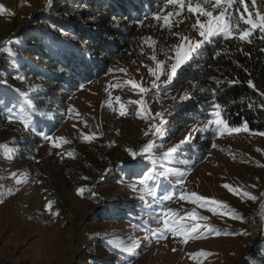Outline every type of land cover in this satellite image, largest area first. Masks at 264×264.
I'll use <instances>...</instances> for the list:
<instances>
[{
    "label": "rangeland",
    "instance_id": "374dc122",
    "mask_svg": "<svg viewBox=\"0 0 264 264\" xmlns=\"http://www.w3.org/2000/svg\"><path fill=\"white\" fill-rule=\"evenodd\" d=\"M245 2L247 11L238 0L227 9L232 17L231 36L218 34L208 40L199 35V26L193 27L198 18L206 22V17L188 12L187 3L180 15L175 14L180 11L178 6L162 4L136 30L140 58L116 62L105 75L75 88L46 89L38 81L14 75V81H20L15 89L23 97L42 92L58 100L54 99V104L60 120L50 132L36 133L29 113L19 108L9 119L7 133L0 134V145H6V149L0 148V264H80L86 253L111 264H256L252 254L264 246V129L255 132L226 123L218 126L213 107L185 126L183 117L190 114L180 109L200 100L201 95L177 84L190 59L168 81L181 37L193 43L203 41L201 48L220 41V49H224L234 41L240 50H248L250 38L261 31L243 24L240 16L255 23L257 12L264 15V0H255V6L253 0ZM191 4L213 11L214 16L221 11L213 10L204 0H191ZM0 5L6 10L0 14V49L24 30L46 25L58 42L74 45L73 37L62 26L53 29L52 18L64 26L71 18L69 13H57L53 0H0ZM170 12V23L165 24L162 17ZM157 14L161 19H153ZM245 28H251V34L241 40L239 33ZM24 58L33 63L30 57ZM157 63L162 66L159 72ZM0 82L6 84L8 79L1 74ZM185 95L189 98L181 99ZM34 115L53 117L45 110L34 111ZM232 128L242 130L233 132ZM20 129L41 139L40 148L29 160L46 171L75 166L79 155L94 168V173L85 174L83 185L61 188L55 177L49 179V183L56 182L64 215L52 203L46 209L51 202L48 189L38 181L35 168L16 159L17 143L25 137L17 133ZM92 141L104 147L102 158L87 155ZM120 169L126 174L121 176ZM226 184L237 191H229ZM78 189H84L83 193L78 194ZM193 193L205 199L197 200ZM166 196L169 198L164 199ZM118 199L125 201L132 215H101L109 207L117 212ZM166 209L184 229L199 227L187 235L178 232L173 236L164 228V219H172L162 215ZM109 241L124 245L135 241L134 250L123 252ZM200 251L210 255H195ZM257 259L258 264L263 263L262 256Z\"/></svg>",
    "mask_w": 264,
    "mask_h": 264
},
{
    "label": "trees",
    "instance_id": "16d2710c",
    "mask_svg": "<svg viewBox=\"0 0 264 264\" xmlns=\"http://www.w3.org/2000/svg\"><path fill=\"white\" fill-rule=\"evenodd\" d=\"M164 3L166 0H53L57 13H69L71 18L66 26L52 18V28L62 26L73 37L74 45L58 42L55 34L47 31L49 29L46 25L24 30L1 47L0 79L3 74L8 83L0 82V134L7 133L11 124L9 119L19 108L29 113V123L36 133L50 132L60 120L55 113L58 109L54 104L55 98L51 100V94L47 93L46 96L42 92L23 97L15 89L20 84V81H14L15 74L38 81L42 88L52 90L56 86L63 90L75 88L99 78L114 63L128 62L142 56L136 30L152 10ZM220 45V41H216L214 45L201 48L197 55L191 56L176 79L177 84L186 85L201 94L200 100L190 102L180 109L190 114L189 118L183 115L182 122L187 126L194 122V116L200 117L219 105L220 108L216 110L229 127L246 125L249 131L260 132L264 129V33H254L247 51L240 50L234 41L226 44L224 49H220ZM25 55L33 63L27 61ZM13 62L14 65L10 64ZM249 80L255 85L254 88L249 87ZM41 110L50 112L53 117L40 119L34 115V111ZM17 133L25 137L17 143L16 159L29 168H35L38 181L48 189L51 203L64 215L65 205L56 196L54 188L56 182L49 183V179L55 177L61 188L83 185L85 174L94 173V168L79 155L75 166L60 171L52 167L46 171L44 166L29 160L40 148L41 139L37 136L29 137L28 130L20 129ZM86 150L88 156L96 154L99 158L105 152L98 141H92ZM120 171L121 176L126 174L124 170ZM118 200L120 208L115 209L117 212L109 207L101 215H132L125 201ZM261 256L263 263L259 264H264V246L252 254L256 264L260 261L257 257ZM80 264H111V261L86 253Z\"/></svg>",
    "mask_w": 264,
    "mask_h": 264
},
{
    "label": "snow or ice",
    "instance_id": "6c2138e0",
    "mask_svg": "<svg viewBox=\"0 0 264 264\" xmlns=\"http://www.w3.org/2000/svg\"><path fill=\"white\" fill-rule=\"evenodd\" d=\"M205 3L209 4L210 7L215 10L217 8H219L220 14L219 15H213V11L207 10L204 7L200 6L199 4H197L195 7L192 6L191 4V0H166V4L168 5H174V6H178L180 11L175 13L176 15H180L181 12L183 11L186 3H187V10L188 12L192 13V14H199V16H203L207 18L206 22H202L199 18L196 20V23L193 25L194 28H196L197 26H199V35L201 37L204 38V40H208L209 37L211 36H215L218 34H224L225 38H228L231 36L232 34V29H231V20L232 17L227 15V9L233 6L234 0H215L214 3H212V0H204ZM238 2L241 5H244L245 7V11H247V4L245 2V0H238ZM253 5L255 6V0H253ZM5 9L2 5H0V14H4L5 13ZM173 15V13H168L167 15L163 16L162 19L165 21V24L170 23V17ZM153 19H161L160 15H154ZM240 20L243 21V24L245 25H253L254 27H258L259 30L264 33V15H261L259 12L256 13V22L254 23V21L252 19H245L243 17V15L240 16ZM237 23L239 24V21H237ZM251 34V28H245L242 31H240L239 33V38L241 40H245L247 39ZM178 35V34H177ZM181 43L179 45L176 46V52H175V62L171 65L170 68V72L168 74V81H171L173 79V77L175 76L177 69L186 61H188L189 59H191V54L193 52H196L197 49L201 48L203 41H196L195 43L191 42L189 40L188 37H181ZM186 48V51H181V49ZM198 54V53H197ZM153 60H155V56L152 57ZM156 69L157 72L161 71L162 66L160 63H157L156 65ZM150 72H152V70L150 69ZM153 75H156V72L152 73ZM157 79H159V76H157ZM131 83V82H130ZM248 85L249 87H255V85L253 84V82L251 80L248 81ZM134 87L136 85H133ZM156 86L155 81L153 82V87ZM141 92L145 91V89L141 88L140 89ZM201 91H203V89H201ZM189 97L187 95L182 96L181 99H188ZM216 109H219L220 106L216 105L215 106ZM123 114V113H121ZM157 115H159V113H157ZM215 115L218 119L215 120V123L220 126V125H224L225 122L222 119H219L220 116V112L216 111ZM26 124L25 121H22ZM161 123H163V121H161ZM213 123L212 120L208 121V125H211ZM27 126V124H26ZM207 127V125L205 126ZM241 128H232L230 129V131L233 132H239L241 131ZM244 131H247V127L246 125L243 128ZM156 131L159 132V128H156ZM147 135V133H145ZM47 139L51 140V137H46ZM85 139H88V137H85ZM151 147V145H147L144 149V151H147L149 148ZM0 148H5L6 149V145H0ZM171 151V150H170ZM130 155H132L133 157H135L136 153L131 152V150H129ZM175 174V173H174ZM145 176H147V173H145ZM225 188L229 189V191L232 192H236L237 189L234 187H231L230 185H224ZM84 191V189H78L77 193L78 194H82ZM152 195H154V193H150ZM245 196H248L250 199L255 200L256 197L254 196H250L249 193L245 192L243 193ZM195 199L197 200H204V197H200V196H196L195 193L192 194ZM169 197H164V199H168ZM181 199H185V197L182 195ZM3 201L0 200V203H2ZM212 203L214 204H218L220 203L219 201H215L213 200ZM46 209H50L51 208V202H49L48 204L45 205ZM53 215H55V213H53ZM162 215L163 216H167V217H172V219H164V228L168 231H171L172 235L175 236L177 235L178 232H183L184 235H187L189 232H195L196 228L199 227V225H195L192 226L191 228L188 229H184L182 225H179V221L176 220L174 218V214L171 212V210H162ZM239 218V217H237ZM200 219H204L203 217H201ZM207 231H214V229L211 228H207ZM164 238V237H161ZM109 243L113 244L114 247L120 248L121 251L123 252H127V253H132L134 250V246H135V241H133V243L131 245H124L123 242L120 243H116L114 241H109ZM173 251H175V249H173ZM195 255L197 256H208L210 255L207 252L204 251H200L198 253H196Z\"/></svg>",
    "mask_w": 264,
    "mask_h": 264
}]
</instances>
